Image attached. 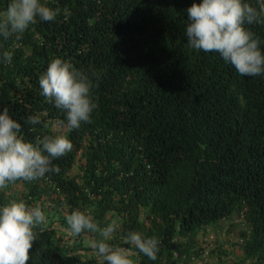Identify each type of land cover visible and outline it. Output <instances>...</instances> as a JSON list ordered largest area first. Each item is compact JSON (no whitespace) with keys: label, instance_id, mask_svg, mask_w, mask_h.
<instances>
[{"label":"trees","instance_id":"trees-1","mask_svg":"<svg viewBox=\"0 0 264 264\" xmlns=\"http://www.w3.org/2000/svg\"><path fill=\"white\" fill-rule=\"evenodd\" d=\"M35 176L82 221L60 243L0 192V264H187L232 214L264 264V0H0V183Z\"/></svg>","mask_w":264,"mask_h":264},{"label":"rangeland","instance_id":"rangeland-1","mask_svg":"<svg viewBox=\"0 0 264 264\" xmlns=\"http://www.w3.org/2000/svg\"><path fill=\"white\" fill-rule=\"evenodd\" d=\"M1 16L14 22L30 19V14L24 10L3 12ZM49 126L55 135L64 132L63 127L57 124L52 123ZM82 164L83 159L77 155L67 176L80 182L83 175ZM43 187H46V181L41 176H35L31 179L23 178L0 183V192L6 198L13 217L32 225H51L55 229V236L60 237L59 242L70 245L74 227L80 224L82 218L78 212L71 210L57 197L55 192L45 193L46 189H49L48 185L46 189ZM143 215L144 211L141 210L140 217ZM119 225V217L113 213L106 214L99 224L94 223L90 226L107 239L113 233L119 232ZM248 235L249 226L239 214H232L227 219L200 226L195 231V245L188 251L187 264H254L252 260L244 257L242 250V244ZM80 244L87 248L93 246L86 235L82 236Z\"/></svg>","mask_w":264,"mask_h":264}]
</instances>
